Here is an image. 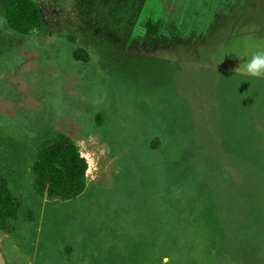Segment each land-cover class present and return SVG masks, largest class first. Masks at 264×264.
<instances>
[{
	"label": "rangeland",
	"instance_id": "rangeland-1",
	"mask_svg": "<svg viewBox=\"0 0 264 264\" xmlns=\"http://www.w3.org/2000/svg\"><path fill=\"white\" fill-rule=\"evenodd\" d=\"M9 1L0 169L22 206L0 230L8 264H264V79L235 72L264 49V0H34L30 35L8 27ZM56 134L88 162L69 201L33 185Z\"/></svg>",
	"mask_w": 264,
	"mask_h": 264
},
{
	"label": "trees",
	"instance_id": "trees-1",
	"mask_svg": "<svg viewBox=\"0 0 264 264\" xmlns=\"http://www.w3.org/2000/svg\"><path fill=\"white\" fill-rule=\"evenodd\" d=\"M8 27L17 34L30 35L43 25L41 9L34 0H10L4 10ZM83 50L74 57L81 60ZM88 162L76 141L56 134L43 141L32 165L34 189L41 198L69 201L80 196L87 186ZM22 202L16 198L0 169V230L11 234L19 219ZM31 221L32 216L27 215Z\"/></svg>",
	"mask_w": 264,
	"mask_h": 264
},
{
	"label": "clouds",
	"instance_id": "clouds-1",
	"mask_svg": "<svg viewBox=\"0 0 264 264\" xmlns=\"http://www.w3.org/2000/svg\"><path fill=\"white\" fill-rule=\"evenodd\" d=\"M235 72L255 79H264V49L254 51Z\"/></svg>",
	"mask_w": 264,
	"mask_h": 264
},
{
	"label": "flooded vegetation",
	"instance_id": "flooded-vegetation-1",
	"mask_svg": "<svg viewBox=\"0 0 264 264\" xmlns=\"http://www.w3.org/2000/svg\"><path fill=\"white\" fill-rule=\"evenodd\" d=\"M0 264H8L4 250H3V245L0 243Z\"/></svg>",
	"mask_w": 264,
	"mask_h": 264
},
{
	"label": "crops",
	"instance_id": "crops-1",
	"mask_svg": "<svg viewBox=\"0 0 264 264\" xmlns=\"http://www.w3.org/2000/svg\"><path fill=\"white\" fill-rule=\"evenodd\" d=\"M82 154V153H81ZM83 156V155H82Z\"/></svg>",
	"mask_w": 264,
	"mask_h": 264
}]
</instances>
